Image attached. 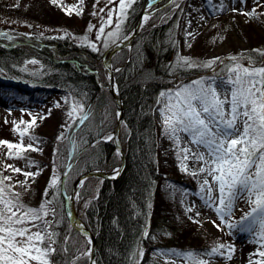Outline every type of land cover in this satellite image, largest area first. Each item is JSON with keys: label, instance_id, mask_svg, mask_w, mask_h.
<instances>
[{"label": "trees", "instance_id": "trees-1", "mask_svg": "<svg viewBox=\"0 0 264 264\" xmlns=\"http://www.w3.org/2000/svg\"><path fill=\"white\" fill-rule=\"evenodd\" d=\"M149 1L133 2L125 22L126 34ZM167 6L156 10L151 26L141 31L130 49H122L112 58L114 68L121 66L115 78L124 106L126 131H122V142L127 162L116 179L91 176L82 185V194L88 197L91 191L85 192L84 187L93 179L101 180L81 215L96 235V264H148V249L158 246L177 247L182 254V264H198L208 249L202 245L204 238L195 236L196 221L181 205L179 195L183 181L175 179L178 174L175 157L180 153L168 136L171 168H165L159 160L162 133L155 110L159 107L161 93L172 88L167 87L168 84L172 86L177 80L195 75L171 71L169 58L173 49L181 46L183 22L180 17L184 7L183 1L179 6L172 5L174 10ZM0 9L7 15L45 26L69 25L75 19L64 13L59 0L55 3L52 0H0ZM261 9L250 10L241 28L250 46L249 55L257 61L259 53L253 50L264 48V6ZM169 11H173L171 18L156 20ZM214 25L216 36L228 30V21L221 16L217 15ZM12 40L0 37V103L25 99L22 107L24 113L31 115V120L23 137L7 133L5 141L17 147L9 149L7 144L0 143V176L11 177L4 181L5 185L14 182L19 187L15 191L10 186L6 191L18 193L25 206L39 208L46 202L44 191L54 171L58 172L60 180L69 176L71 181L85 171L111 170L120 164L113 139L102 137L115 126L116 105L112 94L100 82L98 70L103 59L100 50L78 45L67 37L51 40L37 37L36 43L24 41L18 45H13ZM208 43L207 39H202L195 48L207 52L212 46H207ZM30 60L39 62L35 72L27 70L26 63ZM100 75L103 76L102 71ZM74 101L83 110L71 120L69 113ZM75 158L77 161L65 175ZM8 165L20 168L21 172L13 171ZM25 172L34 175L26 177ZM168 173L173 174L174 179H169ZM168 180H172L176 188L173 199L166 193ZM64 204L65 197L61 193L55 206L62 212V221L53 246L56 252L50 257L52 264H68L64 244L69 234L84 237L71 226Z\"/></svg>", "mask_w": 264, "mask_h": 264}, {"label": "rangeland", "instance_id": "rangeland-1", "mask_svg": "<svg viewBox=\"0 0 264 264\" xmlns=\"http://www.w3.org/2000/svg\"><path fill=\"white\" fill-rule=\"evenodd\" d=\"M7 1L11 2L15 0ZM59 1L61 2V8L64 13L75 17L74 21H72L69 25L45 26L36 22L31 23L27 20L23 21V18L21 17L7 15L0 9V33L6 34L0 35V37H10L13 39V45L21 44L24 41L30 44L33 42L36 43V41H38L37 37L43 38L44 40L67 37L78 45H87L92 50L94 49L91 47V44L95 43L97 46L96 50H100L101 58H103L106 52L113 45L120 42L127 36L125 33V22L129 15L128 11L135 0H125L126 6L124 9H120L115 0H113V2H109V0ZM168 1L150 0L144 9L149 13L157 8L166 7ZM181 1H183L184 7L183 14L180 17L181 22H183L181 46L180 48L173 49L169 58L170 68L171 71L179 70L184 73L192 72L195 75L190 79L177 80L176 82L171 83L172 86H169L168 84L167 87L172 88L167 89L165 92L174 90L177 86L188 84L202 76H210L213 74V69L220 72V69L224 65H230L233 63L229 59L232 56H240L241 54L249 55L250 46L242 36L241 28L247 22L250 10L260 11L263 10L261 8L264 6V0H258V2L257 0H172L169 4V8L174 10V7L171 6H179ZM101 9H103V11H101ZM144 9L140 14L143 13ZM109 10L112 12L110 17L107 15ZM94 12L96 15H93ZM172 14L173 11H169L168 13L158 17L156 20L166 21L172 17ZM217 15L228 21V30L226 32L224 31L225 33L222 36H216L217 28L216 25H214V22ZM108 20H111V23H107ZM151 21H153V18L151 13H149V20L144 25L142 23L141 30H147L151 26ZM135 25L136 23L133 25V28ZM90 26L91 30H89ZM101 27L104 28L103 34L99 32ZM109 33H112L113 35L110 36ZM189 33H191V35H189ZM84 37H87V40H85ZM202 39H207L209 41L207 46L212 45L210 50L207 52L206 49L195 48L196 44ZM210 40H212V42H210ZM105 45L107 46L105 47ZM189 45H191V47H189ZM257 49L259 51H264V48ZM179 57L190 58L195 61L196 64L211 61L219 57L224 64L221 65L218 60L211 68H188L181 66L178 60ZM240 62L244 66H247L248 64L247 59H242ZM38 66L39 62L36 60H30L26 63V67L29 72H35ZM98 71L101 84L103 86L104 83L110 85L109 74L103 63ZM100 71L103 72V76L100 75ZM196 72L198 74H196ZM220 74L224 75L223 72H220ZM104 87L109 91L107 86ZM17 100L20 104L16 101H11L6 104L0 103V142L5 141V139L8 138L7 133L9 131L11 133H15L13 135L16 137H19L21 133L25 134L27 131L26 127L29 125L31 115L24 113L22 105L25 104L26 100ZM166 103L167 100L165 97L160 96L159 107L155 110V118L162 133L160 135V146L162 147V151L159 160L162 166L170 169L172 164L169 162L170 145L169 143H166L167 135L164 133L163 117L160 111ZM71 108V120L76 118L78 115H81L83 108L75 101L73 102ZM112 130L113 129L106 131L102 137L104 139H107L109 136L112 137ZM123 130L126 131L125 125L123 126ZM179 135L181 137L179 146H177V144L173 141L174 148L178 149L180 153L175 157L176 167L178 168V174L175 176V179L183 181V185L182 183L177 182V184L183 186L179 199L181 201V205L185 209L184 212H186L191 219L196 221L197 229L195 236L201 235V237L204 238L202 240V245H205L208 248L206 250V254L202 258H199V261H205V264H250V261L252 264H264V257L258 255L259 252L264 251V238L261 236L262 230L260 225L259 223L252 222L251 217L243 219L245 215L251 211L254 205L249 204L245 199H238L233 204L231 214H226L223 218H221V215L216 211V208L219 207L218 202H215V197L217 196V192L215 190L216 185L213 182L212 177L209 176L207 172L199 171V169L205 165H203V162L194 161L191 155H189L188 159H184V154L180 151V149L189 147L193 152H204L205 157L207 158L206 151L203 148L197 149L195 145L187 144L186 142L188 137L184 133H180ZM39 156H42V154H39ZM76 161L77 158H75L72 163L75 164ZM184 168H187V171L183 170ZM192 172H196V175L193 176L191 174ZM65 175H67V172ZM167 176L169 179H174V176L171 173H168ZM3 177L4 176H0V179ZM53 177L57 179V183L55 185L51 184ZM206 179L213 188L211 195L214 200L213 202H210L211 207L205 203V200H207L209 195L208 186L205 185L204 191H201V185L204 184ZM100 181V179H93L84 187L85 192L88 193L91 191L88 197H85L84 193L82 194L83 191L81 189L83 186H79L77 188L75 201L78 212L81 215L84 214V209L89 203L91 197L96 194V189ZM171 181L168 180L165 187L167 188L166 193L170 194L172 198L176 195V188L173 186ZM73 182L74 179L70 181L69 176H67L64 181L63 179L60 180V175L58 172L54 171L51 175L50 182L44 191L46 200L45 204L48 210V215L44 217V219L48 221L47 232L54 233L52 236L53 241H56L58 231L57 227L60 226L62 221V212L58 211L55 205L60 200V194L64 193V205L66 212H68L67 208L69 205L71 186ZM10 186L15 191L19 190V187H17V184L14 182H11ZM66 191L68 192L66 193ZM189 209L191 210L189 211ZM250 223L252 225L251 232L240 230L241 227L247 226ZM229 225H233V227H229ZM41 226L43 227V224H41ZM35 230L36 229H33V231ZM239 234H241V236H238ZM246 239L251 242V248L248 255L249 259H247V261H240L238 260L237 249H243V240L245 241ZM220 244H224L226 247L218 249V251L212 255H208L213 248H217ZM45 245H47L46 241ZM53 246L54 244L52 247ZM64 247V253L69 255L67 256L69 257L68 264H88L90 245L86 237L79 238L69 234L66 238ZM149 249L146 253L147 257L150 258L148 264H182V254L177 247L158 246L155 249ZM229 255L231 256L230 259Z\"/></svg>", "mask_w": 264, "mask_h": 264}, {"label": "snow or ice", "instance_id": "snow-or-ice-1", "mask_svg": "<svg viewBox=\"0 0 264 264\" xmlns=\"http://www.w3.org/2000/svg\"><path fill=\"white\" fill-rule=\"evenodd\" d=\"M52 2L55 3L56 0ZM115 2L120 9L126 6L125 0ZM111 14L109 10L107 15L110 17ZM144 19L148 17L145 16ZM107 23H111V20ZM99 32L103 34L104 28L101 27ZM84 39L87 40V37ZM91 47L94 50L97 48L95 43ZM253 52L259 53V61L251 55L232 56L229 59L233 63L220 69L224 75L213 69L210 76H202L188 84L177 86L174 90L162 92L161 96L165 97L167 103L160 111L164 133L177 146L181 142L179 134L184 133L188 137L187 144L206 151L207 158L204 152H193L189 147L180 149L184 159L191 155L194 161L205 165L199 171L207 172L216 185L215 202L219 204L216 211L221 218L231 214L236 200L245 199L254 207L243 219L251 217L252 222L259 223L261 236L264 238V52L256 49ZM242 59L248 60L247 66L240 62ZM178 60L181 66L188 68H211L218 60L221 65L224 64L219 57L200 64L186 57H179ZM0 143L7 144L9 149L17 147L7 141ZM28 147L31 148V145ZM7 167L21 172L20 168L12 165ZM183 170L187 171V168ZM114 171L118 173L119 170ZM23 174L26 177L34 175L30 172ZM191 174L195 176L196 172ZM10 179L11 177L0 179V264H52L50 257L56 249L52 247L55 243L52 239L54 233L47 232L48 221L44 219L48 215L46 204L42 203L39 208L25 206L20 202L18 193L6 191L10 186L5 185L4 181ZM56 183L57 179L53 177L51 184ZM205 185L208 186L209 193L205 203L211 207L210 202L214 200L211 195L213 188L206 179L201 185V191H204ZM240 230L251 232V223ZM225 247L226 245L220 244L208 255ZM258 255L264 257V251ZM198 264H205V261L201 260Z\"/></svg>", "mask_w": 264, "mask_h": 264}, {"label": "water", "instance_id": "water-1", "mask_svg": "<svg viewBox=\"0 0 264 264\" xmlns=\"http://www.w3.org/2000/svg\"><path fill=\"white\" fill-rule=\"evenodd\" d=\"M171 1V0H170ZM156 10V9H155ZM155 10H152L150 13H154ZM142 16L138 19L132 33L126 37L125 39L121 40L119 43L115 44L111 49L107 51L105 54V57L103 59V65L107 69L109 73V80L110 85H107L104 83V86H107L110 93L112 94L116 109H117V120L115 123V127L113 129V140L116 150L121 154V162L118 167L112 169V170H101V169H95L91 171L84 172L80 176H78L75 181L73 182V185L71 187V193H70V200L68 205V215L69 219L71 221V224L82 234H84L86 237H89L91 239V246H90V257L88 264H93V261L96 263L97 254H98V248H97V239L96 235L89 229V227L83 222L81 215L78 212V209L75 204V196H76V190L79 185L83 183V181L90 177L95 176L102 179H110L114 180L117 177H119L127 162V153L124 147V144L122 142V126L123 122L125 120L124 117V106L122 103L121 95L119 92L118 84L115 80L114 72L115 70L111 69V61L113 55L122 50L125 47L131 46L133 40L139 35L142 28ZM114 170H119L118 173Z\"/></svg>", "mask_w": 264, "mask_h": 264}, {"label": "bare ground", "instance_id": "bare-ground-1", "mask_svg": "<svg viewBox=\"0 0 264 264\" xmlns=\"http://www.w3.org/2000/svg\"><path fill=\"white\" fill-rule=\"evenodd\" d=\"M145 16H147L148 19L145 20L144 19ZM142 17H143V25H144L149 20V13L145 12ZM238 236H241V234H239ZM87 240H88V243H89V240H91V239L88 237ZM250 244H251V242H249L246 239L245 241L243 240V249L242 250L236 248L238 250V252H237L238 260L247 261V259H249L248 255H249V250L251 248ZM89 245H91V243H89Z\"/></svg>", "mask_w": 264, "mask_h": 264}]
</instances>
